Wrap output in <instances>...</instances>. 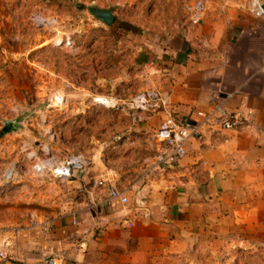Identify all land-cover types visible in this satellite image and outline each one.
I'll list each match as a JSON object with an SVG mask.
<instances>
[{
    "label": "crops",
    "instance_id": "crops-1",
    "mask_svg": "<svg viewBox=\"0 0 264 264\" xmlns=\"http://www.w3.org/2000/svg\"><path fill=\"white\" fill-rule=\"evenodd\" d=\"M204 1V18L188 34L180 26L183 0H166L168 12L149 21L150 27L161 30L148 28L138 38L133 34L128 42L121 41L112 49L115 63L109 64L108 57H113L106 50H91L92 66L101 68L94 73L98 86L93 87L100 93L90 89L91 94H105V83L118 89L124 76L134 77L144 82L138 89L157 88L167 95L178 119L199 120V111H227L239 112L245 124L235 130L204 125L202 140L187 144L186 155L166 179L145 185L137 180L126 184L127 179L117 183L110 176L125 177V172L100 164L94 174L101 176L94 178L105 179V185H95L87 197L99 202L98 210H71L51 218L47 230L32 223L17 229L12 225L18 223L3 222L11 226L0 229V250L8 253L0 264H40L43 256L52 254L62 255L65 264H163L162 259L157 263L160 258L221 264L219 253H229V243L221 249L224 234L249 231L264 236V17L253 15L247 0L249 12L240 9L243 0ZM129 21L138 27L146 24L133 16ZM112 66L113 78L103 69ZM126 66L132 67L131 73ZM165 118L163 112L138 114L136 135L154 133ZM80 175L75 187L83 184ZM110 186L131 197L130 209L105 205ZM136 202H146L145 207L138 208ZM6 211L15 213L17 208ZM128 217L132 227L124 225ZM21 223L26 225L24 219ZM244 241L253 248L244 264H264V239Z\"/></svg>",
    "mask_w": 264,
    "mask_h": 264
},
{
    "label": "rangeland",
    "instance_id": "rangeland-1",
    "mask_svg": "<svg viewBox=\"0 0 264 264\" xmlns=\"http://www.w3.org/2000/svg\"><path fill=\"white\" fill-rule=\"evenodd\" d=\"M134 1L132 5L127 0H0V229L11 226L3 225L7 220L18 223L17 227L12 225L18 229L36 220L49 222L75 209L98 210L99 202L88 201L87 197L95 182L105 181L95 179L101 174H94L102 163L125 172V177L110 176L117 183L127 179L126 184L137 180L145 185L153 179H166L167 173L143 176L157 141L154 133L136 135L137 123L128 107L131 97L144 90L137 88L143 80L137 82L134 77L124 76L118 89L105 83V94H91V90L100 93L93 87L98 86L94 73L101 69L92 66L91 50H106L105 54L113 57H108L109 64L115 63L112 49L121 41L126 43L130 36L137 37L148 28L151 32L153 27L161 30L155 25L150 27L149 21L168 12L166 0ZM245 1L240 9L248 11ZM185 2L182 21L187 13ZM91 6L110 10L115 16L113 24L107 27L91 14ZM132 16L146 24L132 25ZM94 43L97 47H93ZM104 68L113 78L115 68ZM125 69L132 72L130 66ZM119 92L122 97L117 95ZM99 98L112 104L96 101ZM50 153L61 158L83 154L88 166L84 172L76 173L77 177L56 178L47 169L37 168L39 160ZM9 170L11 173L6 175ZM78 174L83 184L75 187L78 184L73 181L79 179ZM142 203L136 202L138 208L145 207L146 202ZM132 205L130 197L126 206L114 209L125 211ZM9 207L17 211L8 213ZM23 219L26 225L21 223ZM224 237L221 249L229 243V253H219L221 264H229L226 259H233L231 264L251 260L253 248L244 240L264 239L263 234L249 231L226 233ZM161 259L163 264H180L179 260L171 263L163 258L157 263Z\"/></svg>",
    "mask_w": 264,
    "mask_h": 264
},
{
    "label": "built area",
    "instance_id": "built-area-1",
    "mask_svg": "<svg viewBox=\"0 0 264 264\" xmlns=\"http://www.w3.org/2000/svg\"><path fill=\"white\" fill-rule=\"evenodd\" d=\"M249 11L257 16L264 17V0H247ZM186 15L184 21L181 22V29L183 34H188L189 31L198 26L205 14V1L194 0L185 4ZM102 104L109 105L112 101L105 98H99ZM115 106V103L113 104ZM170 100L169 97L157 88H149L141 92L136 93L128 101V107L130 112L133 113V118L136 121L137 115L144 113L148 115H154L159 112H163L166 118L161 122L158 129L154 132V138L157 141V146L154 155L148 158L147 169L144 172L145 177H150L152 173L156 172L159 175L164 176L171 169L176 168L182 158L186 155V146L193 140H202L204 125H219L223 130H235L240 126H243L246 120L238 112H205L199 111L197 115L199 120L193 118L178 119L169 109ZM135 114V115H134ZM88 166V160L83 154H73L61 158L53 153L41 161L37 168L39 170L47 169L51 174L59 179L72 178L76 173L84 172ZM10 170L6 172L9 175ZM96 188L104 187L105 181L99 180L94 183ZM94 185V186H95ZM129 198L124 191L115 186H110L108 189V196L105 199V205L115 208L117 205L126 206ZM142 203V202H141ZM143 204V203H142ZM34 227L45 226L46 230L49 229V222L41 223L39 221L32 222ZM134 224L131 218H125L124 225L126 227H132ZM45 229V228H44ZM8 253L4 250H0V261L7 260ZM65 258L62 255H45L43 256L40 264H65Z\"/></svg>",
    "mask_w": 264,
    "mask_h": 264
},
{
    "label": "water",
    "instance_id": "water-1",
    "mask_svg": "<svg viewBox=\"0 0 264 264\" xmlns=\"http://www.w3.org/2000/svg\"><path fill=\"white\" fill-rule=\"evenodd\" d=\"M89 11L96 18H98L100 21H102L107 27H110L115 20V16L108 9L99 8L97 6H91V7H89Z\"/></svg>",
    "mask_w": 264,
    "mask_h": 264
}]
</instances>
